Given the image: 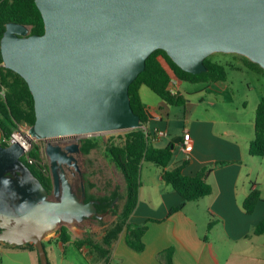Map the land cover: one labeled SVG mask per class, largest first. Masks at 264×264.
Here are the masks:
<instances>
[{"label": "water", "instance_id": "obj_1", "mask_svg": "<svg viewBox=\"0 0 264 264\" xmlns=\"http://www.w3.org/2000/svg\"><path fill=\"white\" fill-rule=\"evenodd\" d=\"M43 34L10 21L1 39L6 67L34 95L32 138L44 140L52 192L23 159L26 147L0 143V240L32 243L49 264L44 239L62 223L102 218L99 199L86 201L81 142L74 136L146 128L131 104L130 85L147 58L164 49L184 70H207L215 52L236 53L264 68V0H36ZM176 141L172 144L175 146Z\"/></svg>", "mask_w": 264, "mask_h": 264}, {"label": "crops", "instance_id": "obj_2", "mask_svg": "<svg viewBox=\"0 0 264 264\" xmlns=\"http://www.w3.org/2000/svg\"><path fill=\"white\" fill-rule=\"evenodd\" d=\"M173 80L176 91L185 94L201 92L213 85ZM143 89L144 86L141 95ZM154 117L153 114L147 126L154 131L168 132L166 136L155 135L154 145L164 147L176 141L168 168L173 169L187 161L184 173L195 174L205 166L226 162L216 166L209 176L212 193L188 201L182 209L171 212L182 202L181 194L164 180L161 166L145 161L142 170L145 165H151L150 170L146 182L141 179L139 202L131 216L134 223L148 224L143 236L144 249L131 246L124 230L113 242L110 257L105 259L92 252L90 244L80 248L75 244L74 240L83 238L79 234V222L67 225L70 241L59 240L60 229H57L55 240L62 247L75 244L85 254L88 264H164L160 253L168 248H173L174 264H264V234H255L256 225L264 218V200L257 204L253 213L244 208V200L254 188H259L264 198V157L258 161L257 156L250 153L254 137L230 128L219 131L220 119L209 115L192 118L182 132L173 134L169 119L166 126H161ZM252 124L255 134V121ZM186 131L191 134L193 148L190 152L183 149ZM164 137L168 139L163 141ZM209 223L213 224L210 230ZM44 241L52 240L46 237ZM38 262L40 264L39 256ZM60 264L75 263L63 258Z\"/></svg>", "mask_w": 264, "mask_h": 264}, {"label": "trees", "instance_id": "obj_3", "mask_svg": "<svg viewBox=\"0 0 264 264\" xmlns=\"http://www.w3.org/2000/svg\"><path fill=\"white\" fill-rule=\"evenodd\" d=\"M10 21L29 25L33 34H43L45 32V21L36 0H0V143L4 145H9L3 141L4 138L12 136L15 131H19L21 128H30L36 121L35 99L28 82L21 74L4 64L1 39L6 30V24ZM242 57L245 62L244 66H248L252 71L264 74V68L259 63L244 55ZM205 63L207 66L206 71L192 73L180 67L164 49L155 50L147 58L145 70L130 85L132 107L141 116L146 128H137L124 134H111L109 136L100 134L80 140L81 149L85 153H90L102 141L107 140V153L122 171L126 180V199L122 211L117 213L116 223L105 232L101 242H94L90 237L77 238L74 242L79 248L84 244H90L92 252L108 259L111 255L113 242L122 231L126 230L128 243L138 250L144 249L143 236L148 224L134 223L131 221V216L139 202V191L142 183L141 170L145 161L154 162L161 166L164 180L181 194L182 202L174 207L171 212L182 209L188 201L199 200L212 193L213 187L208 180L209 176L216 166L223 165L226 162L220 161L214 165L205 166L195 174L184 173L187 161L173 169L168 168L174 157V147H172V143L164 147L154 145L155 131L147 126L150 122L151 113L141 95V88L146 85L169 104L183 106L186 105L188 97L183 92L172 90L173 79L208 85L214 82L227 81L230 70H239L242 67L235 62L215 60L212 55L205 59ZM118 138H122L123 141L118 142ZM250 153L264 157V99L257 107L255 136L250 144ZM29 156L35 159V162L31 163L27 157L24 158V161L40 178L44 186L52 192L53 182L49 165L43 163L39 147L33 145L29 151ZM85 180L86 201L99 199V212L113 210V205L116 198L119 197V193L114 191L112 196L95 198L89 193V188L93 184L88 182L87 178ZM261 200H264L261 190L254 188L245 198L244 208L248 213H253ZM212 227L213 224L209 223V230ZM255 234H264V218L256 225ZM59 240L63 243L71 240V234L67 226H61ZM28 245L37 250L34 244L28 243ZM172 255L173 248H168L160 253L164 264H174ZM49 264H51L50 261Z\"/></svg>", "mask_w": 264, "mask_h": 264}, {"label": "rangeland", "instance_id": "obj_4", "mask_svg": "<svg viewBox=\"0 0 264 264\" xmlns=\"http://www.w3.org/2000/svg\"><path fill=\"white\" fill-rule=\"evenodd\" d=\"M212 58L221 62H235L242 67L239 70H230L227 81L212 83L211 88L201 92L186 93L188 101L183 106L169 104L145 85L142 96L146 106L152 111L151 116L154 114V121L161 126H166L169 119L170 125L173 127L172 131L174 132L171 131L173 134L182 132L192 118L209 115L220 119L217 126L219 131L230 128L233 131H240L243 134L254 137L252 122L255 121L259 103L264 99V74L252 71L248 66H244L245 62L241 54L215 52L212 54ZM186 84L184 83V85ZM212 102L215 105H212ZM162 117H164V120ZM15 134L18 139L24 140L21 134L14 132ZM111 134L113 133L104 135L109 136ZM167 139L168 137H164L163 141ZM73 141L80 142L74 136L66 137L64 140H58L57 142L66 144ZM117 141H123V139L118 138ZM32 143V146L36 145L39 147L43 162L49 165L50 159L46 152L47 143L36 138L32 139ZM106 143L107 140L105 139L98 147L92 149L90 153H81L79 164L82 176L78 173L76 178V187L79 192H81L82 182L86 185L85 178L93 184L89 188V193L95 198L112 196L114 191L119 193V197L116 198L113 205V210H109L102 218L91 217L77 223L80 228V236L83 238L90 237L94 242L98 243L101 242L105 232L116 223L118 219L117 213L122 211L126 199L125 177L107 153ZM31 148L29 146V150ZM24 158L25 156H23ZM261 158L262 156H257L258 161L263 160ZM150 166L145 165L143 170H141V179L145 182ZM63 225L67 226L70 224L62 223L61 226ZM58 232L59 230L53 231L47 236L52 241H44L51 264H60V260L63 258L66 259V262L88 264L85 254L75 244L72 243L62 247L61 243L55 240ZM37 254V251L28 244L15 245L0 240V264H39Z\"/></svg>", "mask_w": 264, "mask_h": 264}, {"label": "built area", "instance_id": "obj_5", "mask_svg": "<svg viewBox=\"0 0 264 264\" xmlns=\"http://www.w3.org/2000/svg\"><path fill=\"white\" fill-rule=\"evenodd\" d=\"M174 83L175 81L173 80L172 81V90L174 92H177L175 87H174ZM15 133H18V134H21L23 137V139L25 141H27L28 143H24L25 141H22L21 139H18L17 135L14 133L12 134V136L10 137H7V138H4L3 141L7 142L8 144H11L15 141H20L25 147H26V153L24 154L25 157H27L31 163L35 162V159L31 158L29 156V151L32 149L29 150V146L30 147H33L32 146V138L31 135H30V132H29V128H21L19 131H15ZM154 134L156 136H166L168 134V132L166 130H161V129H156ZM193 148V145H192V141H191V134L190 132L186 131L185 134H184V143H183V149L186 151V152H190ZM44 163V162H43ZM45 164V163H44ZM50 170V168H49ZM50 174H51V171H50Z\"/></svg>", "mask_w": 264, "mask_h": 264}, {"label": "bare ground", "instance_id": "obj_6", "mask_svg": "<svg viewBox=\"0 0 264 264\" xmlns=\"http://www.w3.org/2000/svg\"><path fill=\"white\" fill-rule=\"evenodd\" d=\"M22 141H25V140H22ZM24 143H28L27 141H25Z\"/></svg>", "mask_w": 264, "mask_h": 264}, {"label": "flooded vegetation", "instance_id": "obj_7", "mask_svg": "<svg viewBox=\"0 0 264 264\" xmlns=\"http://www.w3.org/2000/svg\"><path fill=\"white\" fill-rule=\"evenodd\" d=\"M76 178H77V176H76ZM76 178H75V180H76ZM99 204H100V203H99ZM99 204H98V205H99Z\"/></svg>", "mask_w": 264, "mask_h": 264}]
</instances>
